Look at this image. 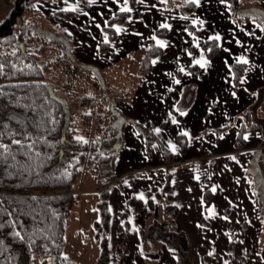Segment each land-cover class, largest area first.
I'll list each match as a JSON object with an SVG mask.
<instances>
[{"label": "crops", "instance_id": "crops-1", "mask_svg": "<svg viewBox=\"0 0 264 264\" xmlns=\"http://www.w3.org/2000/svg\"><path fill=\"white\" fill-rule=\"evenodd\" d=\"M55 1L40 0L38 3H45L52 17L69 25V32H64L63 43L73 63L79 67L89 68L98 64L100 59L112 61L116 53L121 57L137 53V50L145 52L151 44L160 49V53L151 58L150 68L146 73L139 72L144 53L142 54L137 76L138 85L133 95L121 98L120 101L118 98V103L115 101L116 104L113 105L122 116L136 119L155 131L158 139L146 143L132 124H128L127 130L125 129L128 156L117 158L113 163V169L118 170L116 180L120 182L128 179L126 182L130 188L125 189L126 192L120 189L125 205L134 189H139L141 191L139 198L143 197L146 200L163 188L166 182L165 168L169 163L161 152L162 147L164 149L171 147L176 153L177 161L172 164L177 167V171L184 172V181L188 189L192 190L197 186L201 191L202 186H205L200 201L204 213L212 206L210 202L216 201V195L211 188V181L200 171L212 169L215 160L218 168L223 171L226 169L225 172H230L233 167L237 172V182H248L246 169L250 166L253 154L255 156L258 154L256 164L258 166L262 164L264 140L259 130H253L244 134V143L240 148H237L235 143L244 112L251 111L254 117L264 124V25L260 21L252 17L234 18L224 0H198V3H193L194 11L187 15L175 8H163L161 0H145V6H142L141 1L137 6L134 0V3H127L129 8H134L130 20L127 19L124 24L116 23V28L123 26L121 35L111 42L107 50L101 51V43L107 41L103 26L112 12L100 15L90 10L82 0H64L58 6L64 9L58 10L57 6L49 5ZM99 1L110 5L119 0ZM258 4L259 9L264 12V0H258ZM72 5L79 14L87 18L92 14L93 17L81 20L78 13L69 19L55 15L57 11H69ZM59 23L61 24L56 22L55 26L58 27ZM162 24L169 27H161ZM160 29H163L164 33L157 34ZM212 40L216 42L218 49L210 57L204 43ZM157 41H163L165 46L161 47ZM233 63L244 64L243 72L236 83L231 70ZM64 66L59 67V72H65V69L61 70ZM68 66L72 67L70 64ZM192 67L196 68V71H192ZM66 73L69 80L67 84L64 82V89L59 88L60 84L56 79L53 82V90L60 97L66 99L68 97L70 105H77L81 102L79 101L81 99L75 98L78 77L74 72L71 73V69ZM150 129L148 130L151 132ZM186 136L189 140H186ZM246 136L248 139H245ZM133 155H139L145 167L119 171L130 162L129 160L135 159ZM210 158L214 159L213 163ZM170 160H173L171 154ZM188 170L195 173L194 180L191 179ZM132 171L135 173L131 174ZM263 173V169H260L261 176H264ZM174 176L175 170H172L170 188L173 187ZM79 179L81 187L85 181H89L84 175ZM138 182H141L139 186ZM221 182L228 185L229 177L224 174ZM89 184H92L91 191L85 193L90 195L97 193L96 188H93V182ZM247 185L256 202L250 185L248 183ZM207 189L210 192V199L204 202L203 197ZM78 190L76 193L80 192ZM113 193H119L115 184L110 188V218L115 220L113 229L117 232L121 223H124L125 238L129 225L127 221H121L120 211L114 204ZM189 203L187 202L186 207ZM221 215L229 218V207H223ZM200 219L201 215L198 217V224Z\"/></svg>", "mask_w": 264, "mask_h": 264}, {"label": "trees", "instance_id": "trees-1", "mask_svg": "<svg viewBox=\"0 0 264 264\" xmlns=\"http://www.w3.org/2000/svg\"><path fill=\"white\" fill-rule=\"evenodd\" d=\"M38 1L14 0L10 17L0 23V51L3 52L0 53V264H72L63 255V232L75 204L73 186L88 171L93 174L95 188L101 196L100 219L94 224L95 237L102 234L98 264H108L107 235L103 234L108 232L110 223L109 189L119 183L112 169L121 124L117 123L112 105L110 109L105 108L102 116L90 108L77 119L69 114L61 99L51 94L45 83L46 72L66 64L79 66L73 63L61 41H55L60 55L47 62L38 59L39 53L46 50L45 46L40 50L30 49L33 40L40 35L37 25L22 16L32 11ZM224 1L234 18L252 17L264 25V13L259 9L258 0ZM129 2L134 3V0ZM162 6L175 8L184 15L195 9L190 1L162 0ZM55 15L69 19L74 12L57 11ZM126 21L127 12H117L107 20L103 26L107 41L101 43V51L107 50L116 38L113 25ZM156 33L162 34L164 30ZM204 47L210 57L218 49L213 40L205 42ZM159 53V47L153 44L145 50L141 73L149 70L151 58ZM191 69L196 71V68ZM243 69L242 63L231 65L234 83ZM85 101L92 105L91 99L81 100ZM92 119L97 121L94 126H91ZM135 127L146 143L156 141L148 129ZM253 130H259L264 140V124L248 110L241 118L237 148L244 143V134ZM79 131L85 132L84 137ZM161 152L168 163L171 162L170 153L163 147ZM165 169L166 182L155 197L165 196L170 202L169 166ZM250 187L262 216L263 201L254 186ZM203 199L209 201L208 189ZM126 203L136 213H150L155 207L152 198L143 200L134 195L129 196ZM169 207L175 210L172 204Z\"/></svg>", "mask_w": 264, "mask_h": 264}, {"label": "rangeland", "instance_id": "rangeland-1", "mask_svg": "<svg viewBox=\"0 0 264 264\" xmlns=\"http://www.w3.org/2000/svg\"><path fill=\"white\" fill-rule=\"evenodd\" d=\"M140 1L142 6H145V0H135V4L138 6ZM62 2L64 0H58L50 2L49 5L53 4L57 6L56 9L63 10L64 7H58ZM118 2L108 5L106 2L99 0H92V2L82 0V3L88 5L90 10L98 12L100 15L109 11L112 12L111 16L117 12H127V19L130 20L134 8H129V5H127L129 0H119ZM13 7L14 0H0V23L10 17ZM125 8L129 10L124 11ZM69 11L74 12V16L77 13L79 14V11L73 5L70 6ZM91 17H93L92 14L88 18L91 19ZM22 18L35 23L37 34L40 35L33 40L30 49L38 48L40 50L41 46L46 47V50L39 53L38 59L40 62L53 60L60 55L61 52L55 41H65L64 32H69V25H65L60 19L57 20V18L52 17L48 6L41 2H37L33 10L25 13ZM88 18L81 13L79 14L81 20ZM19 21L20 19L17 17V22ZM56 22H61V24L59 23L57 27L55 26ZM113 28L116 37L120 36L123 26L121 28L117 26L116 28V24H114ZM41 35H45L46 38L43 39ZM0 53L3 52L0 51ZM143 53L144 50L143 52L137 50V53L125 54L121 57L116 53L112 61L107 59L106 62L104 59H100L98 64L85 69L84 67L74 68L65 65L61 68L62 71L65 69V74L59 72L58 67L52 68L46 72L45 83L51 94L63 101L69 114H75L78 118L92 108L94 113L102 116L105 108L110 109L116 102L118 103V98L120 101L121 98H128V95L130 97L133 95V91L138 85V69ZM68 69H71V73L74 72L75 76L78 77L75 84V98L82 100L83 97H89L92 100V105L90 101L70 105V102L67 101L68 97L66 99V97L55 94L53 82L57 79L60 84L59 88L64 89V82L67 84L66 82L69 80L66 73ZM113 110V113L118 117L119 122L117 123L121 124L118 133L119 139L116 144L118 149H116L114 157L115 162L117 158L128 156L129 151L126 149L128 144L125 135L128 124H132L135 129V125L148 127L136 119H128L124 115L122 116L115 108ZM96 122L92 119L91 126H94ZM151 132L158 140L156 132L152 130ZM79 134L84 137L85 132L79 131ZM182 140H184L183 136ZM186 140H189L187 136ZM165 148L173 158L168 165L169 172L175 170L173 187L170 189L172 195L170 202L165 196L156 198L154 193L150 197L155 203V207L151 209V212L136 213L131 211L128 205H125L120 195V189L126 192L125 189L130 188L128 182H126L128 179L125 178L115 184L119 193H113L115 197L114 204L120 211L121 221H127L129 229H127L128 236L124 238L126 229L124 223L120 222L121 226L117 232L113 229L115 220L110 218L109 230L103 234L107 235L108 264H264V176L260 174V169L264 171V157H262V164L258 166L256 164L258 154L256 156L253 154L250 166L247 168L250 171L247 172L246 169L247 183L254 186L263 201L262 216L248 191L247 183L237 182V172L233 167L230 172L218 168L216 160L212 169L200 171L204 177H208V180L211 181V188L215 189L214 194L216 195V201L214 203L211 201L212 206L204 213L200 201L205 186H202L201 191L197 186H194L192 190L188 189L184 181V172L177 171V167L172 164L177 161L176 153L171 147ZM149 153L151 155V150H149ZM134 157V160H129L130 162H127L119 171L145 167L144 162L140 161L139 155ZM211 162L213 163L214 159ZM117 171L112 169L115 176L118 175ZM187 172L194 180L193 175L195 176V173L192 170ZM133 173L135 172L132 171L131 174ZM224 174L229 177L230 182H228V185L221 182ZM83 175L89 181H85L81 187L79 184L80 179H78L73 186L75 204L65 223L63 255L72 264H98L100 263L99 256L102 251V234L99 233L95 237L94 224L100 219L99 201L101 196L98 193L93 195L85 193L91 191L92 184H89L90 182H93V188L96 185L94 176L90 171L83 173L80 178ZM140 183L138 182V186ZM76 190L80 192L76 193ZM140 192L139 189L133 190V194L137 198L140 197ZM141 199L145 200L143 197ZM187 202H190L188 208L186 207ZM169 204H172L175 210L169 207ZM225 206L230 209L229 218L221 215V209ZM108 211L110 213L109 199ZM200 215L202 219L199 220V225L198 217ZM204 257L205 261H203Z\"/></svg>", "mask_w": 264, "mask_h": 264}, {"label": "snow or ice", "instance_id": "snow-or-ice-1", "mask_svg": "<svg viewBox=\"0 0 264 264\" xmlns=\"http://www.w3.org/2000/svg\"><path fill=\"white\" fill-rule=\"evenodd\" d=\"M90 2H92V0H90ZM193 3H198V0H192ZM124 11H128L129 9L125 8L123 9ZM161 27L167 28L169 27L167 24H162ZM216 39H219V37H216ZM157 43L161 46L164 47L165 44L163 41H157ZM244 63H247V61H242ZM203 67V65H201ZM185 135H187V133H184ZM245 139H248V137L246 136ZM234 159V158H233ZM213 191H215V189H213Z\"/></svg>", "mask_w": 264, "mask_h": 264}, {"label": "water", "instance_id": "water-1", "mask_svg": "<svg viewBox=\"0 0 264 264\" xmlns=\"http://www.w3.org/2000/svg\"><path fill=\"white\" fill-rule=\"evenodd\" d=\"M238 15L240 16H243V15H245V14H241V13H238ZM115 149H118V146L117 145H115Z\"/></svg>", "mask_w": 264, "mask_h": 264}]
</instances>
